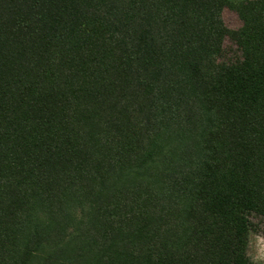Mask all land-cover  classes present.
Here are the masks:
<instances>
[{
    "label": "trees",
    "instance_id": "16d2710c",
    "mask_svg": "<svg viewBox=\"0 0 264 264\" xmlns=\"http://www.w3.org/2000/svg\"><path fill=\"white\" fill-rule=\"evenodd\" d=\"M252 231L264 0H0V264H253Z\"/></svg>",
    "mask_w": 264,
    "mask_h": 264
},
{
    "label": "rangeland",
    "instance_id": "374dc122",
    "mask_svg": "<svg viewBox=\"0 0 264 264\" xmlns=\"http://www.w3.org/2000/svg\"><path fill=\"white\" fill-rule=\"evenodd\" d=\"M222 17L224 24L229 29H237L241 25L237 15L229 9L223 10ZM238 56L236 47L226 41L224 45L225 59H235ZM248 257L253 264H264V237L260 232L252 231L249 234Z\"/></svg>",
    "mask_w": 264,
    "mask_h": 264
}]
</instances>
